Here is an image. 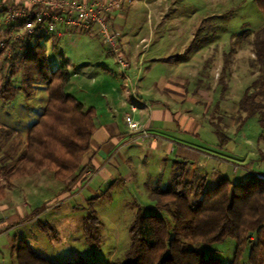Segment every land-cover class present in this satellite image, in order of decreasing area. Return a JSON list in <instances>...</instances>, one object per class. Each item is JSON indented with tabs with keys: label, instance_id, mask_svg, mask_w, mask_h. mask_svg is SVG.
Listing matches in <instances>:
<instances>
[{
	"label": "rangeland",
	"instance_id": "rangeland-1",
	"mask_svg": "<svg viewBox=\"0 0 264 264\" xmlns=\"http://www.w3.org/2000/svg\"><path fill=\"white\" fill-rule=\"evenodd\" d=\"M151 1L137 0L140 6L136 15L137 20L147 18ZM169 1L172 5V18L177 20L175 28L189 27L192 32L197 33L191 43L192 49L207 48L210 56L215 57L220 48L219 45L224 46L223 67L214 72L215 78L219 79L220 75H224L225 81L228 77L235 76L246 81V85L240 83L235 85L232 97L235 99L238 95H242L258 75L252 67L255 54L250 40H247L248 36H251L250 39H252L254 33L264 26V13L257 0ZM205 15H208L207 19L200 22V19H203ZM189 19L190 23L188 24L187 20ZM166 27L168 28V26ZM4 34L5 28L0 20V41ZM44 45L47 48L50 68L57 70L66 65L71 72L67 93L83 102L86 108L94 106L96 97L105 99L102 94L109 93L108 81L112 78L104 73L103 64L107 65L112 73H116L118 63L102 38L92 36L91 31L68 30L65 36L58 40L45 38ZM10 56L7 55V57ZM5 59L2 56L0 58V89L7 80H10L17 87V93L11 100L5 101L0 98V167L2 165L12 166L19 162L20 157L28 148L27 137L30 128L40 118L49 99L46 84L33 83L29 85L24 82L22 72L17 73V71V74L9 78V75L14 71L8 70L10 63ZM91 61L94 64L92 70ZM15 64L19 65L18 59L14 61L13 65ZM120 74L122 78L121 70ZM91 76L96 77V82L91 81ZM104 76L108 77L105 82L106 86L101 82ZM244 117L245 113L241 112L240 108L237 114H234L233 117L229 114L228 117L229 122L234 121L241 129L245 127L243 135L250 139L247 141L243 135L238 137L236 143L239 146V153L247 155L252 147L254 153L258 154L254 156L255 160L253 161L245 159L238 161V172L232 175V180L235 183H243L255 177L256 173H247L246 168H250L251 172H253L252 170L264 172V156L260 150L264 148V126L260 124L258 117L248 120ZM244 119L248 121H246L248 124ZM210 122L219 125L218 128H220V124L212 120ZM207 133L213 139H219L212 130ZM201 134L206 135L204 129ZM125 138L127 140L128 136ZM65 149L58 143L46 146L43 152V155H46L42 159L46 162V160L48 161L47 157L53 159L57 155L66 156ZM84 155L85 158L88 154L84 153ZM173 158L170 155L171 163ZM143 159L144 163L142 164L148 166V163H151V161L147 162L145 158ZM159 160L158 166L160 167V162L163 160L161 159L160 162ZM156 161L157 159L153 158V165H149L151 170H157ZM212 163H216L217 166L222 165L223 170V166H226L225 162L222 164L216 160H212ZM209 172H211V179L208 181L207 187L212 188L217 184V181L212 180L214 173L212 168ZM79 175L80 173L73 175L74 177L72 175L56 176V170L52 167H43L33 174L22 177L15 176L11 179H7L0 173V264L17 262L16 251L12 255V250L22 237H27L38 253L55 261L75 262L83 259L91 264H109L111 259L124 258L131 245L130 230L138 211L141 210L146 214H159L171 223L173 222L166 212L154 205L153 201L155 189L166 188L172 184L173 171L165 185H161L153 178L146 177L145 181L139 184L134 182L127 184L118 180L114 185L104 188V191L108 190V192L93 200L91 204L82 198L64 199L66 191L76 182ZM167 179L166 175L165 180ZM188 180L192 181L190 175ZM7 205L11 206V211H4ZM90 208L96 210L102 220V242L100 245L88 243L83 232V219ZM26 212H34V214L41 212L37 219L55 225L59 231V240L43 234L37 223L25 224L24 222L27 221V218L24 217ZM7 228H9V233H4L3 230ZM188 243L189 245L193 244L192 241ZM192 246L206 257H217L228 263L234 259L237 241L227 238L220 243ZM248 255L249 248L246 250L243 262H246Z\"/></svg>",
	"mask_w": 264,
	"mask_h": 264
},
{
	"label": "crops",
	"instance_id": "crops-1",
	"mask_svg": "<svg viewBox=\"0 0 264 264\" xmlns=\"http://www.w3.org/2000/svg\"><path fill=\"white\" fill-rule=\"evenodd\" d=\"M136 3L137 0L112 13L110 22L119 32L122 50L133 63L129 73L136 75V68L141 66L139 94L148 102L149 108H144L137 116L159 137L130 140L125 122V113L128 111L127 95L120 68L117 65V72L112 73L109 67L103 64L104 73L112 78L108 81L110 90L109 93L102 94L105 99L95 98L93 107L97 110L96 129L91 146L88 155L83 159L84 167L80 175L65 193V200L82 198L91 204L93 200L108 192L104 191V188L114 185L118 180L127 184H139L144 182L146 177L165 185L170 179L171 171H174L176 161L187 163L190 180L195 184L205 183L207 187L211 179V168L214 172L212 180L218 182L221 177H226L233 181L232 175L238 172V161H253L254 156L258 154L254 153L251 147L249 154L240 155L236 142L238 137L244 134L245 127L241 129L234 121L228 120L229 114L233 117L238 113L240 101L245 93L233 99L235 85H246V81L235 76L228 77L225 81L224 75H220L219 79L215 78L214 72L223 67L224 46L219 45L215 57L210 56L207 48L192 49L191 43L197 33L192 32L189 27L175 28L177 20L172 18V5L169 0L149 2L148 16L143 20L136 19L140 8ZM207 17L208 15H205L200 22ZM187 23H190V19ZM91 35L102 38L98 26L91 30ZM48 38L55 40L56 37ZM93 68L91 61V70ZM104 77L101 82L106 86L108 77ZM91 81L96 82V77L91 76ZM210 120L220 124L218 129L225 138L219 136L216 124ZM203 129L206 135L201 134ZM209 130L219 139L209 136ZM247 141L250 139L247 138ZM260 150L264 153V148ZM170 155L174 157L172 163L169 160ZM143 158L151 163H148V166L142 164ZM153 158L157 159V170H151L149 166ZM212 160L222 164L225 162L224 170L222 165L217 166ZM245 171L264 174L261 170L251 172L250 168ZM11 209V206L7 205L4 211ZM40 214L41 212H26L24 217L27 221L24 223L38 225L41 222L37 219ZM3 231L8 232L9 228ZM59 238L58 231L57 240ZM14 252L13 248L12 255Z\"/></svg>",
	"mask_w": 264,
	"mask_h": 264
},
{
	"label": "trees",
	"instance_id": "trees-1",
	"mask_svg": "<svg viewBox=\"0 0 264 264\" xmlns=\"http://www.w3.org/2000/svg\"><path fill=\"white\" fill-rule=\"evenodd\" d=\"M257 2L264 13V0ZM45 38L46 35L39 34L30 39L6 41L0 46V58H6L10 63L8 70L14 71L9 78L22 72L25 83H44L49 92L43 113L30 128L27 150L17 164L0 167V173L7 179L30 175L43 167L54 168L56 176L77 175L84 167V153L90 149L96 129V108H86L83 102L66 92L71 79L69 68L66 65L57 70L50 68ZM250 38L248 36L247 40L255 54L252 67L258 75L246 89L240 110L245 113V119L258 117L264 126V26ZM10 50L11 56L7 57ZM17 59L18 67L13 65ZM16 93L17 87L7 80L0 89V98L11 100ZM218 127L215 125L216 132L225 138ZM56 143L66 148V156L47 157L45 162L42 158L46 155H43L46 146ZM189 175L187 163L176 161L172 184L153 191L154 205L166 212L173 222L159 214L138 211L130 230L131 245L124 258L113 259L109 264H264V179L255 176L235 183L221 177L214 187L207 188L205 183L189 182ZM38 225L41 232L58 239L55 225L44 222ZM101 226V217L90 208L83 219L88 243L101 244ZM227 238L237 241L234 259L228 263L217 257H206L192 246L220 243ZM189 241L193 244L189 245ZM247 248L248 259L243 262ZM14 251L17 264H91L83 259L52 260L38 253L26 237L20 239Z\"/></svg>",
	"mask_w": 264,
	"mask_h": 264
},
{
	"label": "built area",
	"instance_id": "built-area-1",
	"mask_svg": "<svg viewBox=\"0 0 264 264\" xmlns=\"http://www.w3.org/2000/svg\"><path fill=\"white\" fill-rule=\"evenodd\" d=\"M135 0H0L1 24L5 34L0 41L4 46L6 41L25 40L35 35L44 34L47 37L60 39L68 30L88 32L95 26L99 27L103 41L116 58L122 71L126 104L125 122L131 141L146 140L159 137L152 132L147 123L138 117L149 104L139 94L141 66L136 75L129 72L133 67L131 60L125 55L119 43V32L110 22V16L117 10ZM6 28L8 30L6 31ZM11 55V50L9 51ZM264 179V174L256 173Z\"/></svg>",
	"mask_w": 264,
	"mask_h": 264
}]
</instances>
